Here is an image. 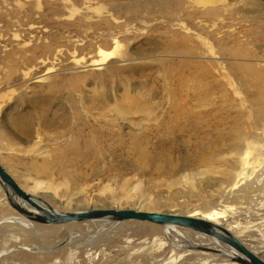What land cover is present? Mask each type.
Instances as JSON below:
<instances>
[{
	"label": "rangeland",
	"instance_id": "rangeland-1",
	"mask_svg": "<svg viewBox=\"0 0 264 264\" xmlns=\"http://www.w3.org/2000/svg\"><path fill=\"white\" fill-rule=\"evenodd\" d=\"M199 1L0 0V162L61 211L217 208L264 257V0ZM20 216L0 183V264L237 263L147 221Z\"/></svg>",
	"mask_w": 264,
	"mask_h": 264
},
{
	"label": "water",
	"instance_id": "water-1",
	"mask_svg": "<svg viewBox=\"0 0 264 264\" xmlns=\"http://www.w3.org/2000/svg\"><path fill=\"white\" fill-rule=\"evenodd\" d=\"M0 180L4 184L3 188L10 206L36 223L66 224L111 218L116 221L140 220L157 224H175L216 237L233 247L241 254L240 263L242 264H264V258L262 256L254 253L252 249L226 227L200 217H193L185 214L141 211L132 208H90L80 211L59 212L42 197L24 190L1 162ZM8 187L12 190V193L8 191ZM15 196H18L25 204L16 203L14 201Z\"/></svg>",
	"mask_w": 264,
	"mask_h": 264
},
{
	"label": "bare ground",
	"instance_id": "bare-ground-1",
	"mask_svg": "<svg viewBox=\"0 0 264 264\" xmlns=\"http://www.w3.org/2000/svg\"><path fill=\"white\" fill-rule=\"evenodd\" d=\"M201 3H204V4H208V3H211V2H215L216 0H200ZM199 1V2H200ZM198 2V3H199ZM203 4V5H204ZM213 4V3H212ZM215 4V3H214ZM206 56H209V55H206ZM53 71V68L52 67H49L47 68V72L45 74V76H39L37 78V81L36 82H41L42 80L44 79H49L50 78V75H48L49 73H51ZM39 86V85H38ZM258 100L254 101L252 103V106H253V110H254V114L256 115V118L258 120H262L264 121V86L263 87H260L259 88V91H258ZM88 113V111H86ZM86 113V114H87ZM198 117V115H197ZM200 119H202L200 117ZM198 124V123H197ZM135 125V124H134ZM27 133L28 134H31V129H28L27 130ZM134 137L132 138L133 142L136 143L138 142V138L136 135H133ZM230 138L231 139H237L239 141H241V132L240 130H236V131H232V134L230 135ZM244 137V136H243ZM136 145V144H135ZM137 146V145H136ZM211 148V147H210ZM10 149H14V150H17L16 148L13 147V145L10 144ZM216 151V146L215 148H211L210 152H215ZM14 152V151H13ZM43 152H39V153H35V154H41ZM217 154V153H216ZM211 156V155H210ZM200 159H202V157H200ZM2 164V163H1ZM209 170L213 171V167H209L208 168ZM7 170V169H6ZM8 171V170H7ZM10 173V172H9ZM12 175V174H11ZM17 181V180H16ZM18 182V181H17ZM0 183L2 184V186L4 187V184L3 182L0 180ZM38 184H40L38 182ZM21 186V185H20ZM22 187V186H21ZM23 188V187H22ZM24 189V188H23ZM25 190V189H24ZM8 191L10 193H12V190L8 187ZM27 191V190H26ZM29 192V191H27ZM31 193V192H30ZM34 194V193H32ZM34 195H37V194H34ZM40 196V195H38ZM41 197V196H40ZM43 198V197H42ZM44 199V198H43ZM220 199V198H219ZM45 200V199H44ZM8 201V200H7ZM14 201L16 203H21V204H25L24 201H22L18 196H15L14 197ZM46 201V200H45ZM47 202V201H46ZM50 204V203H49ZM51 205V204H50ZM27 206V204H26ZM52 206V205H51ZM53 207V206H52ZM56 211H59V212H69V211H61L59 209H56L55 207H53ZM96 208H99V207H96ZM100 208H114V209H120V208H116V207H100ZM121 209H126V208H121ZM132 209H135V208H132ZM136 210H141V211H148V210H145L143 207H137ZM75 211H80V210H75ZM152 212H156V211H152ZM159 213H173V212H159ZM174 214H178V213H174ZM22 215V214H21ZM185 215H188V214H185ZM190 216V215H188ZM193 217H198L199 215H191ZM225 216L224 214V211H221L219 209H215V210H211V211H208V212H204L203 214H201L199 217L202 218V219H206V220H209V221H212L214 223H217V224H220V225H223L224 227H226L224 224L221 223V218H223ZM22 218H25L26 220L28 221H31L33 222L32 220L26 218L25 216H20ZM114 221L116 222V220H113L111 218H103V219H96V220H91V221H99V222H103L104 221ZM108 221V222H109ZM129 221V220H127ZM140 221V220H139ZM86 222V221H85ZM109 222V224H110ZM119 222V221H118ZM149 222V221H147ZM34 223V222H33ZM36 223V222H35ZM71 223H77V222H71ZM151 223H154V222H151ZM40 224V223H38ZM69 224V223H67ZM154 224H157V223H154ZM44 225H58V224H44ZM105 225V224H103ZM102 225V226H103ZM158 225H161L163 227V238L162 239H168V241H170L174 246H177L178 248H186V247H190L192 249H197V250H205L208 254H211V255H214L215 253L214 252H219V254H222V255H225L227 257H229V259H233L235 261H237V263L233 262L234 264H242L240 263V258L242 257L241 254L236 250L234 249L233 247L227 245L226 243L222 242L221 240L217 239L216 237H213V236H210L208 234H205L203 232H200V231H195V230H192L196 233V236L194 235V238L192 237H189L188 235L185 234V232L191 230V229H188V228H185V227H182V226H178V225H175V224H158ZM110 226V225H109ZM111 227V226H110ZM103 228V227H102ZM227 228V227H226ZM228 229V228H227ZM229 230V229H228ZM231 231V230H230ZM232 232V231H231ZM233 233V232H232ZM238 238H240V236L236 233H234ZM91 237V236H90ZM211 237V238H210ZM240 240H242L240 238ZM243 241V240H242ZM244 242V241H243ZM160 243V242H159ZM246 243V242H244ZM164 245V244H163ZM162 246V245H161ZM248 246V245H247ZM250 248V247H249ZM252 249V248H250ZM252 251H254V253L258 254L255 250L252 249ZM89 253V252H88ZM216 254V255H217ZM260 255V254H258ZM215 256V255H214ZM224 256V257H225ZM262 256V255H260ZM263 257V256H262ZM264 258V257H263ZM175 259V258H174ZM176 260V259H175ZM173 261V260H172ZM171 263V262H169ZM168 264V263H167Z\"/></svg>",
	"mask_w": 264,
	"mask_h": 264
}]
</instances>
